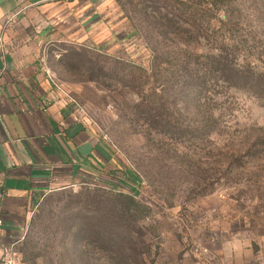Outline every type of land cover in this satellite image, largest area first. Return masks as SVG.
I'll list each match as a JSON object with an SVG mask.
<instances>
[{"label":"rangeland","instance_id":"rangeland-1","mask_svg":"<svg viewBox=\"0 0 264 264\" xmlns=\"http://www.w3.org/2000/svg\"><path fill=\"white\" fill-rule=\"evenodd\" d=\"M88 3L41 65L117 176L46 197L4 262L264 264V0Z\"/></svg>","mask_w":264,"mask_h":264},{"label":"crops","instance_id":"crops-1","mask_svg":"<svg viewBox=\"0 0 264 264\" xmlns=\"http://www.w3.org/2000/svg\"><path fill=\"white\" fill-rule=\"evenodd\" d=\"M88 1L0 0V264L46 197L115 182L114 150L41 65L50 42L83 36Z\"/></svg>","mask_w":264,"mask_h":264},{"label":"built area","instance_id":"built-area-1","mask_svg":"<svg viewBox=\"0 0 264 264\" xmlns=\"http://www.w3.org/2000/svg\"><path fill=\"white\" fill-rule=\"evenodd\" d=\"M0 224H1V221H0Z\"/></svg>","mask_w":264,"mask_h":264}]
</instances>
